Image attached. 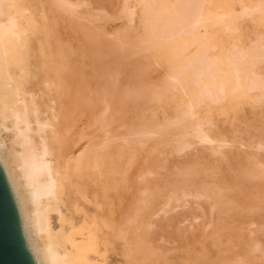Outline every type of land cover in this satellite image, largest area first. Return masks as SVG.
Listing matches in <instances>:
<instances>
[{
  "label": "bare ground",
  "instance_id": "obj_1",
  "mask_svg": "<svg viewBox=\"0 0 264 264\" xmlns=\"http://www.w3.org/2000/svg\"><path fill=\"white\" fill-rule=\"evenodd\" d=\"M133 1L139 9L138 26L132 30L123 24L109 32L113 38L107 46L110 51L135 60L140 54L141 64L144 63L139 64V70L136 67L137 72L147 73L151 66H162L163 70L157 78L158 73L156 76L149 73L158 72L157 68L148 70L154 79L149 85L144 81V87L143 81L135 80V83L133 79L135 84L130 79L122 87L118 86L117 71L110 69L114 74L107 72L109 69L104 74L101 72V79L105 78L103 86L107 88L99 90L101 105L98 107L95 102L87 106L86 95L80 94L85 85L82 87L72 79L74 63L66 58L64 32L52 18V11H59L77 22L76 28L85 39H92V31L103 32L95 24L100 19L99 13L79 12L78 8L85 4L83 0H0V165L33 260L35 264H144L140 261L145 258L139 261L133 249L132 214L124 210L116 212L111 192L115 191L114 175L122 152L135 149L136 153V148L144 149L152 141L155 146L169 147L178 154L200 145L215 158L237 159L238 166L227 171L236 172L234 182L241 192L247 191L243 198L230 194L235 187L230 186V179L220 180L221 177H211L216 180L200 189L196 186L197 171L191 169L172 182L160 211L172 202H178L176 205L186 202L190 195L196 201L205 198L209 218L202 231L210 229L204 237L207 235L216 245L217 253L203 258L200 264H264V248L256 255L260 263L253 253L260 247L258 241L252 246L250 238L239 236L244 227L243 208L252 206V200L259 203V207L264 206V123L253 126L259 131L251 135L249 142H243L227 137L211 115L214 107L224 114L242 101L252 105L264 103V31L245 38L242 31V24L250 18L264 24V0ZM128 3L129 0H123L122 10L131 24L133 9ZM95 39L100 41L94 38V43ZM144 58L147 60L143 61ZM113 62L115 64L117 58ZM133 75L130 76L133 78ZM72 87L73 96L68 94ZM116 95L120 101H137L143 97L148 103L172 96L176 102L174 115L160 119L148 106L150 112L144 110L146 114L134 123L123 120L125 127L119 132H105L100 137L98 124L94 123V127L89 123L91 129L86 133L81 128L85 123L82 109L88 107L90 122L97 120L98 112L109 114L106 124L110 125L116 121L114 109L119 106ZM113 98L117 100L118 105L115 99L113 101L116 108ZM143 100L138 102L142 105ZM248 121L244 126L246 132L251 127ZM123 123L118 125L123 127ZM236 142L238 146L232 150ZM115 148L121 151L118 153ZM149 152L153 154L152 150ZM144 160L143 166L146 165ZM211 167L207 170L213 175ZM144 173L137 178L138 182L142 178L140 182L146 185ZM143 200V196H135V206L130 209L134 214L139 209L137 203ZM148 200L150 197L145 208L152 211L153 199L150 204ZM231 217L234 223L229 221ZM263 230L264 225L255 229ZM232 231L238 233L235 237L241 240L238 243L245 242L242 258L232 257V248L239 246Z\"/></svg>",
  "mask_w": 264,
  "mask_h": 264
},
{
  "label": "rangeland",
  "instance_id": "obj_2",
  "mask_svg": "<svg viewBox=\"0 0 264 264\" xmlns=\"http://www.w3.org/2000/svg\"><path fill=\"white\" fill-rule=\"evenodd\" d=\"M83 1L85 3L84 4L85 6L83 5L79 7L78 8L79 12L89 11L85 13L87 14V13H91L90 11H92L93 12L92 14L99 13L100 15L99 16L100 19H97L95 21V24H97L98 27L102 28L103 32L95 31V33H93V31L91 30L92 31L91 33L93 34L92 39L97 38L98 41L99 40L102 42L104 41L105 43L104 42L102 43L100 41L97 42L96 39L95 40L97 43L96 42L94 43L93 42L94 40L92 41L91 38L88 39L87 37L85 39L84 34L80 33L76 28V26L78 27V24L76 25L77 22L73 21L72 18H69L68 15H65L59 11L54 10L52 11V18L57 23L59 28L64 32L63 50L66 53L67 60L69 62H72V65L74 63L73 65L74 68L72 71L73 74H71V76H72V79L74 78L76 80L77 78V80H80L77 82V80L75 81L73 79L75 83H78V84L80 83L81 86L85 85L84 87L82 86L83 92L80 90L81 91L80 94L83 93L86 95L84 102L88 104V105L86 104L87 106H90L93 104L92 102H95L96 105L100 107L101 103L99 102L100 100L99 90L102 91V87L107 88V85L103 86L105 78L101 79L100 76L102 75V73L104 74V72L107 69H109L107 70V72L111 70L113 72L114 71L118 72V75H117V79L119 81L118 86H121L124 82H127L128 80L131 79V82L133 80H134L133 82H135V80L136 81L139 80L140 83L143 81L142 86L144 87L143 83L148 82V83H145V85L146 84L149 85L150 84L149 81L154 79L153 77L156 76L157 73H158L157 74L158 76H156V78L161 75V71L163 70L161 68L162 66L161 67L158 66L157 68V66H151L150 63L149 65L151 67H150V70L148 67V69L146 70L147 73L137 72L139 68H141L140 66L144 63L143 62L141 64L142 59H141L140 54H138L139 56L138 58H136L137 60H135L134 57L132 58L127 57L126 55L124 54L122 55L119 52L118 54L117 52H115V50L113 51L111 50L112 51L111 52L110 48L107 46L108 42H110L111 39L113 38V37H110L111 34L109 32H114V30L116 31L118 28H121L123 24L129 25L130 27H132L131 28L132 30L138 26L137 16H138L139 9H138V6L134 4L133 0H129V3H128L133 9L134 21L131 24L129 23L126 13L122 10L123 0H83ZM103 29H105L106 31H104ZM242 31H243L244 38L247 37L248 35L250 37L256 31H264V24L257 23L255 22V20L250 18L249 20H245L244 23L242 24ZM105 33L106 34L109 33V35H105ZM94 34L98 35V37L97 36L95 37ZM133 40L134 38L131 39V41ZM99 44L101 45L106 44V45L99 46ZM98 47H100L99 48L100 51ZM102 47L105 48V51ZM81 51L82 52L84 51V52L82 53ZM90 51L92 54L93 53H97V54L93 56L90 53ZM87 55L89 57H87ZM118 55H120L119 58H118ZM90 57L92 58L90 59ZM98 57H99V60H98ZM116 58H117V62H115V64L114 62L112 63V61L116 60ZM119 60H122V61L119 62ZM144 60L145 58L143 59V61ZM96 62L97 63L101 62V63H99L98 65ZM103 62H106V63L104 64ZM102 63H103V66L98 68V66H101ZM135 64L137 66H135ZM105 66L108 68H106ZM115 66H117L118 70L116 69ZM103 67L105 68V70ZM136 67H138V70ZM100 68H102L103 70L102 69L100 70ZM112 68L116 70H113ZM154 68L155 69L157 68L158 72L153 71ZM142 69H145V68H142ZM99 70H100V73L97 72ZM148 70L153 71L149 73L150 74L153 73L152 75L154 76L152 75L150 76V74L148 73ZM132 72L134 73V75L137 74L136 76L137 78L133 75ZM140 73H141V76H138L140 75ZM130 75H133V78ZM148 75L150 76V78ZM70 92L68 94H71V96H73V87ZM71 96H68V98L70 97V100H71ZM163 98H161L162 100L159 99V101L154 99L153 101L151 100L152 101L151 103L150 102L148 103L147 100H143V97H141V99H139L140 101L143 100V103L141 105L142 101L138 102L139 101L138 99L137 101L136 99H134L133 101L132 99H128L129 101L131 100L130 101L131 103H130V102H124L123 100L120 101V99L117 97V100L119 99L118 101L119 106L117 108H116V105H118L117 100L113 98L112 103L114 104L113 102L114 99L116 103V105L114 104L116 108L114 109L115 112H117L119 109L120 110L116 113V117H115V112L113 110L110 111L111 116H112V113L114 112V120H116V121H112L110 125L106 124V122L108 121L109 114L101 115V113L98 112L97 120L95 122H90L91 119L89 120V117L91 118V115H89V109L87 110L88 107L86 109H84L85 108L84 107L83 108L84 111L81 108L83 114L80 112L82 114L80 115L85 121V123L83 124L84 126L81 125V128L86 133H89L91 129V125L94 126L95 125L94 123H97L98 125L96 126L98 128V135L100 136L101 134H104L105 132L111 133L113 131V133H116V132L123 130V128L125 127L124 123L122 122L123 120H125V123H128V124L131 122L134 123L135 120L137 121L138 119H140L141 115L146 114V112L148 113V111L151 108H152V111L155 112L157 117H159L160 119H162L164 116L174 115L173 112L176 107L175 106L176 102H175L174 97L167 95ZM128 100H125V101H128ZM133 102L134 104H132ZM125 103H127L126 109L124 107ZM138 103H140L142 107L146 105V103L148 104L146 105L145 108H142ZM113 104H112V108L114 106ZM133 105L135 106V108L132 107ZM137 106L139 108H137ZM148 106H150V109ZM140 108L143 110H141ZM144 110H146V112H144ZM211 115L215 118L216 122L219 124L218 126L222 128L223 131H225L224 134H226L227 137L229 138L235 137L238 139V141L243 140V142H249L250 140L248 141V139H250L251 135L252 134L254 135L259 131L258 129H255V127L253 126H261L262 123H264V121L262 120L264 119V103L258 104V105H252L251 103L247 101H242L237 106H235L234 109L233 107L228 108L227 112L224 114L223 112L221 113L220 109L214 107V109L211 112ZM119 119L123 123V127L122 126L120 127L118 125V124H122ZM231 121L232 123H230ZM246 121H248V123L251 124V127H249L248 132L244 130ZM88 125L90 127L89 129H87ZM85 128L87 129V131ZM97 128H96V131H97ZM239 138L241 139L239 140ZM151 145L155 146V144L152 143V141H149L146 145L147 147L144 146L145 147L144 149L141 147L143 150H141V148L140 149L136 148V151H137L136 153H135V149H132V151L128 150V153L122 152L123 153L121 154L122 159L120 158L121 160L120 159L117 160L118 167L116 168H118V171L115 172V175H114L115 176V182H114L115 191L111 192L112 200H113L112 205L114 209L116 208V212L120 210L122 211L124 210L125 212L130 211V214H132L131 232H130L131 240H132L135 255L138 256L139 261L142 259V257L145 258L144 260L140 261L141 263H144V264L145 263L146 264H169V263L170 264H200L203 258H206L207 256L214 257L217 253L216 245L213 244V242H211V240L208 238L207 235L206 237H204V233L209 231L210 229L208 228L206 231H202L203 224L205 226L209 218L207 214L208 203L205 200H203L205 198H202L201 200L196 201V199H194L195 197L190 195L188 199L185 200L186 202L184 203L180 201V204L176 205L178 202L177 203L172 202L171 206H169L168 208H165L164 211H160L162 210L160 207L168 195L172 182L178 178H181L182 172L189 171L191 169H195L197 171L196 186L199 187L200 189L203 190V187H202L203 185H208V182L212 180H216L221 177L220 180L223 178L224 180L230 179L229 180L230 186L235 187L230 191V194H234L236 197H240V199L243 198L247 194V191L241 192L240 189L237 187V184L234 182L235 181L234 176H236V172L233 174L228 172L229 169H231L232 167L235 166L234 168H236L238 166V164H235L237 159L235 161V157L234 158L229 157L231 160L234 159V161H231L230 159L226 160L222 158H215L213 156H210L207 150L202 148L200 145H193L190 149H188L183 154H178L174 152L173 150H171L169 147H165L163 145L162 146L160 145L161 146L160 148L156 145L158 149L154 151L156 146L154 148L153 146L152 148H150ZM236 146H238L237 142L234 143V145L232 146L233 148L231 149L234 150ZM148 149L152 150L153 154H151L149 152L150 150ZM226 149L229 150L230 148L227 147ZM115 150H117L118 153L119 151H121L120 149H116V148ZM133 152L135 153V156ZM150 154H151V157L153 155L155 157L151 158ZM146 157L147 159H145ZM148 157L151 159H149ZM143 160L144 162H146V165L144 166L146 168L150 167L149 169L144 168ZM228 162L230 163L228 164ZM125 164H128L129 167H127V165L125 166ZM212 165H214L215 168H213ZM228 165L230 168L228 167ZM209 166L210 167L212 166L211 168L214 169L213 175L210 173L211 171L208 172L207 170L208 168H210ZM140 167L141 168L143 167L144 170H146L144 171L143 169H141L143 170L142 173L145 172L143 174L144 177L143 176L142 177L145 178L144 181H146L147 183L146 182L144 183H146V185L140 182L142 178L141 179L139 178L140 183L138 182L137 177H139L142 174ZM127 169H128V172H127ZM147 170H151V173H149L150 171H147ZM222 175H225V176L222 177ZM214 176L216 177V179L214 178L211 179V177H214ZM220 180H217V181L218 182L223 181V180L222 181ZM147 185L149 188H147ZM141 189H144V191L141 192L140 191ZM145 190H147V192H145ZM136 195L143 196L144 200L143 202L137 203L139 209L137 213L134 214L133 211H131L132 210L131 206L132 205L135 206L133 203L135 202ZM148 197H150V200H148L149 204L151 202V199H153V201L151 202L152 211H148L145 208V204H146ZM195 203L201 204V207L197 206ZM251 204L252 206H250L249 208H243L245 209L244 217H243L244 227L242 229V232L239 233V236L243 235L245 237L250 238L252 246H254V244L258 241L260 247H258L257 250L253 251V253L256 256L261 252L262 248H264V230L255 231L256 228L260 227L261 225H264L263 224L264 223V206L259 207V203L255 204L254 200L251 201ZM104 207L106 208V206ZM126 208H128V210H125ZM148 220L150 222V225H149ZM233 220H234V217L229 218V221H233ZM231 223H234V221ZM231 234L233 235L234 240H235V237H238V233L236 231H232ZM235 241L238 243L241 240L237 239ZM243 244H245L244 241H242V243L241 242L238 243L239 246H235L232 248L231 254H233L232 255L233 259L242 258L244 256L243 248H245L246 245L243 247L242 246ZM256 258H257L256 262L260 263L261 260L258 259V256H256Z\"/></svg>",
  "mask_w": 264,
  "mask_h": 264
},
{
  "label": "water",
  "instance_id": "obj_3",
  "mask_svg": "<svg viewBox=\"0 0 264 264\" xmlns=\"http://www.w3.org/2000/svg\"><path fill=\"white\" fill-rule=\"evenodd\" d=\"M0 264H35L0 165Z\"/></svg>",
  "mask_w": 264,
  "mask_h": 264
}]
</instances>
